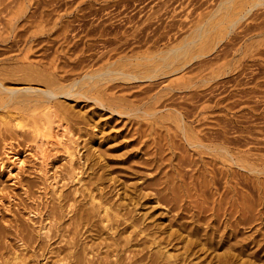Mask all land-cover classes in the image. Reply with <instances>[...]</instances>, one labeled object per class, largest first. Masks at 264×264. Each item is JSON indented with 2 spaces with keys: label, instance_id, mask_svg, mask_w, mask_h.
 <instances>
[{
  "label": "bare ground",
  "instance_id": "obj_1",
  "mask_svg": "<svg viewBox=\"0 0 264 264\" xmlns=\"http://www.w3.org/2000/svg\"><path fill=\"white\" fill-rule=\"evenodd\" d=\"M30 1L0 0V15L6 11L5 16H2L3 18L8 17L6 25L4 27L0 26V41H6V46L9 50L13 46L12 42L19 35L23 36L22 39L20 38L24 42L22 50L28 52L31 49L29 42L37 37L35 33L32 34L33 29L31 30L30 27L36 28L40 24L42 25V22L46 21L49 15V11L46 12L44 10L35 15V9L31 10L29 8L33 6L34 2L30 3ZM230 1L232 0H221L214 10L206 14V18L198 24L188 38L184 41L182 39L183 42L178 46L161 51L163 53L162 56L154 55V53L153 56L135 54L127 58H121L124 61L120 63L111 61L95 73L79 74L84 78L91 79L86 86H77L81 81L80 79L65 84V80L68 78L66 79L62 71L51 73L52 76L44 75L43 72L46 70L41 68L43 66L41 61L19 68L23 72L22 76L18 78L20 81L31 82L40 80L42 86L30 84L21 87L6 86L0 80V108L6 109L12 116L10 118L11 123L7 121L4 123V127L1 128L0 135H3L1 139H4L6 135L4 132H9V136H16L17 134L20 135L18 130L21 129H24V131L29 130V133L35 135L40 134L39 129L43 124L47 125V122L50 121L49 113L52 112L60 119H68L71 123L72 121L76 124L81 122L84 125L94 121L93 113L89 114L86 111L85 113L74 114L75 112H72L71 109L62 107L58 99L64 96L92 100L100 107L105 108L106 106L110 112H115L119 115L130 116L141 112L147 116L150 115L151 118L157 114V110L153 109L150 112L142 109V106L154 103L163 95H169L166 100L170 98L173 100L172 97L175 91L184 89L190 91L191 95L180 96L183 103H185V100L195 99V101H198L204 99V89L202 87L204 80L208 79H205V75L202 74L204 71L202 68L204 65V60L202 59L204 52H202L201 48L196 49L195 47L208 30V24L214 23V25H218L222 18V14L218 17L220 8L224 3ZM253 5L256 6L255 3ZM252 7H246L243 11L241 10L242 8H239V16L234 22L242 19ZM15 17H17L16 20L14 19ZM32 17L34 18L32 19ZM49 17V20L52 21L51 16ZM20 19H23L20 25L21 28L15 32L16 28H18L16 23ZM49 20L47 19V21ZM56 22L58 23L59 21ZM60 26L58 25L59 28ZM135 34L137 35V33ZM22 41L20 44H22ZM27 43L28 46H26ZM13 49L15 50V48ZM42 59L44 58L42 57ZM132 59L136 61L134 63L126 61H132ZM48 60H43L46 61L45 65ZM192 60H197L196 63H199L197 80L193 81L196 78L194 76V78L188 77L175 85H167L161 88L164 93L156 91L154 94H148V92H151L150 88H142L119 96L116 95V91L119 89H114L121 85L113 84L108 86L100 94L101 96L88 95L95 91L97 85L113 80L131 83L146 80L151 83L159 77L174 75L184 71L185 68L188 69V65L190 66ZM126 64L131 66L127 68ZM61 68H57V71ZM101 81L105 82L102 83ZM128 98H135L134 100L139 102V104L131 105L134 100H129ZM164 102L163 100L162 110H168L169 112L166 113V116L177 122L178 135H181V142L188 147L197 148L199 152H204V155L205 153L207 155L210 154L211 157H208V161L204 159L203 164L199 163L197 159L190 160L193 161L197 168L189 174L188 181H185V175L181 173L178 167L179 164L187 159L185 155L181 154L177 155L178 163H172V155L169 158L159 155L161 164L166 160L170 170L162 171L164 174L162 176H158L159 174L155 173L152 174L153 170L155 171L160 166L158 159H156V155L160 153L157 141H155L157 146L152 152L146 151V153L151 154V157H149L150 154L146 157L144 155L145 152L142 154L143 157L138 156L139 152L134 153L126 150L120 154H115L116 158H111L110 156L113 155L111 153L126 148V145L121 144L118 147L105 149H101L100 145L99 149H96L99 150V154L96 156L98 159L97 168L87 172V176L81 175L83 163L75 165L71 161L67 175L63 174L58 181L56 179L58 176H53L51 180L56 182L52 183L58 184V182L66 180L75 181L77 184L81 183V187H84L82 189L83 192H87V195L84 194V196H87L88 199L85 202L77 201L63 194L60 190L59 192L54 191L51 206L46 203L43 209L38 206L28 211V213L33 212L38 217L44 215L43 220H40V226L35 230L36 234H33L34 228L30 230L26 225L14 224L15 235L20 242L19 247L30 250L31 254L27 256L31 257L29 259L30 264H201V260L197 261L198 263L193 260V255L198 250L205 249L211 252L221 247L224 248L223 252L215 254L217 264H235L236 257L241 256L245 251H249L245 253L251 257H258L259 246H264V200H262V196H264V177L260 180L257 176L255 181L253 180L252 182L251 178L253 176L251 177V173L264 175V162L260 166H258L259 162L255 163L254 160L256 159L254 158L253 160V157L248 155L251 148H247L243 152L247 154H240V150L237 149L240 145L241 147L243 145L238 141H232V139L211 141L215 142L213 145L202 142L205 134L204 128H202L204 126V116L198 117L204 114V105L198 107L197 111V107L193 105L196 108L194 110L193 108L183 107L181 105L182 102L173 104V101H169L173 106L171 104L167 106ZM191 102L193 103V101ZM53 107L59 109L63 115L57 114ZM159 110L161 109L159 108ZM194 122H198L196 123L198 126L192 125ZM65 126L66 129L69 128V126ZM215 132L224 134L223 129H218ZM58 139L54 137L55 142ZM69 140L70 144L64 142H61V144L64 143L62 148L70 154L69 157L72 160L75 146L71 143H74L75 140L70 138ZM58 142L57 144H60ZM258 143L260 142L258 141ZM42 147L44 146L42 145ZM42 147H40L41 151L39 152H42ZM174 147L175 145L172 144L171 150ZM172 152L173 154L175 153L173 150ZM18 153L9 150L5 153L6 160L9 161L8 165L3 164V161L0 162V165L10 169V171L13 169L21 170L24 159L21 156L19 157ZM40 155L42 159L45 157L44 152ZM257 160L262 161L261 158ZM200 161L203 162V160ZM11 163L13 167H10ZM218 163L221 166H216ZM85 172L86 170L83 174ZM44 176V181L46 182L48 177L46 174ZM134 179L138 181L136 182ZM221 180H223V185L220 188L218 184ZM45 184L47 186L53 185L50 182ZM21 185L27 194V187L30 189V185L28 182H23ZM240 185L253 188L252 190L255 188L257 190L256 193L258 192L256 199L258 202H255L253 197L244 195L242 190H240ZM144 188L152 190L143 192ZM119 190L122 191L120 192ZM248 197L253 198L254 202L250 201ZM147 203L163 205L164 213L168 220L166 224L164 223L165 225L158 222L160 219L155 217L152 211H144L147 208L144 207ZM140 210L143 212H140ZM27 219L31 220L29 216ZM45 221L46 224L44 223ZM14 222L17 223V220L15 219ZM125 232H128V234L122 236ZM2 242L1 240L0 264H8L10 260L5 258L6 247ZM163 242H165V245ZM176 243H182V251L176 254L170 253V247L167 248V246L171 244L172 247ZM259 249L261 250V248ZM21 252L20 254L17 252L13 253L12 258L16 261L14 263L29 264L26 261L27 257ZM41 261L43 262L41 263ZM242 264L247 263L244 261Z\"/></svg>",
  "mask_w": 264,
  "mask_h": 264
},
{
  "label": "rangeland",
  "instance_id": "obj_2",
  "mask_svg": "<svg viewBox=\"0 0 264 264\" xmlns=\"http://www.w3.org/2000/svg\"><path fill=\"white\" fill-rule=\"evenodd\" d=\"M220 1L31 0L30 3L34 2V4L29 8L31 10L35 9V15L41 10L49 11L48 17L51 16L52 21L49 20L50 17H47L51 22L46 19L47 22L43 21L42 25L40 24L36 28L29 26L31 30L33 29L32 34L35 33L37 37L31 40V43L29 42L31 49L28 52L22 50L24 42L20 38L22 39L23 36L17 35L16 40L12 42L11 50L6 46V41H0V80L6 86L21 87L28 84L42 86L40 80L28 82L18 79L23 73L19 68L41 61L43 63L41 68L46 70L43 72L44 75L52 76L53 73L62 71L66 79L68 78L65 80V84L80 79L81 81L77 86H86L91 79L89 80L81 75L95 73L111 61L120 63L124 61L121 58H127L135 54L153 56L154 53V55L162 56L163 53L161 51L180 45L198 24L206 18V14L214 10ZM254 3L256 6L253 5ZM250 6H253L251 10L242 19L234 22L239 16L240 9L242 8L241 10L243 11V9ZM220 9L218 17L222 14L221 21L218 25H214V23L208 24V30L195 47L196 49L201 48L202 52H204L202 58L204 60V65L202 66L204 71L202 74L205 75V79L208 78L204 80L202 87L204 89V99H201L202 101L193 99L190 101L185 100V103H183L180 96H188L191 92L184 89L177 90L172 97L173 100L171 98V100H166L169 95H163L154 103L142 106V109L150 112L153 109L157 110V114L152 118L149 115V118V116L141 112L130 116L119 115L115 112H110L106 106L105 108L100 107L92 100L64 96L58 99L62 107L71 109L72 112H75L74 114L85 113L86 111L89 114L93 113L95 117L94 121H92L93 123L84 125L81 122L80 124H76L73 121L71 123L68 119H60L52 112L49 113L50 121L47 122V125H41L40 134L29 133V130H25V133L24 129H21L18 130L20 135L9 136V132H4L6 134L4 139H1L3 135H0V162L3 161V164L8 165L9 161L6 160L5 153L9 150L19 152L18 156L24 159L21 170L13 169L10 171V169L0 165V242L2 240L6 247L4 255L5 258L10 260L8 264H16L14 263L16 261L12 258L15 252L20 254L21 250L24 249L21 253L26 257L31 254L28 248L19 247L20 242L16 238L14 224L26 225L30 230L34 228L33 234H36L35 230L40 226V220H43L44 215L42 217L39 216V218L33 212L28 213V211L38 206L43 209L46 203L51 206L54 191L59 192V190L71 199L81 200L82 202L87 201L88 197L84 196L87 192H83L82 189L84 187H81V183L77 184L75 181L66 180L53 184L52 182L56 181L51 179L57 175L56 179L58 181L63 174L67 175L71 161L75 165L83 163V169L81 170L83 172L86 170V172L84 174L81 172L82 176H87V172L96 170L98 165L96 156L99 154V150L96 149H99L100 145L101 149L118 147L121 144L126 145V148L111 153L113 154L110 156L111 158H116L115 154H120L126 150L134 153L139 152L138 156H143L142 154L145 152L144 155L148 157L147 155L150 153H146V151L152 152L157 146L155 145V141H157L160 153L156 155V159L160 162H158L160 166L156 169L157 171L153 170L152 174L155 173L159 174L158 176H162L164 175L162 171L170 170L166 160L161 164L159 155L165 158H169L172 155V163H178L177 155L181 154L187 158L178 165L181 173L185 175V181L189 180V174L197 168L193 161L190 160L197 159L199 163L204 164V159L207 160L208 157H211L210 154L207 155L205 153L204 155V152H199L197 148L188 147L181 142V135H178L177 122L166 116V113L169 112L168 110H162L163 100L167 106L182 102L181 105L183 107L193 108L194 110L196 108L193 106H195L197 111L198 107L204 105V114L198 117L204 116V126L202 128H204L205 134L202 142L213 145L215 142L211 141L232 139V141H238L244 146L241 147L240 145L241 148L237 149L240 150V154L247 148H251L248 155H251L250 157H253V160L254 158L256 159L254 160L255 163L259 162L258 166H260L264 162V0H232L224 3ZM5 14L6 11L0 15L1 27L6 25V19H8V17L3 18ZM14 19L16 20L17 17ZM22 20L17 21L18 28H16L15 32L21 28ZM53 21L59 22L54 23ZM232 22L234 23L232 24ZM58 25H61L60 28ZM21 41L22 44H20ZM26 46H28V43ZM1 52L3 53L1 54ZM1 58L3 59L1 60ZM45 59H49L46 65V61H43ZM126 61L134 63L136 60ZM196 62L197 60L191 61V69L188 65V69L185 68L184 71L174 75H166L167 78L165 76L159 77L151 83L146 80L134 83L122 80L101 81L105 83L97 85L95 91L88 95H100L108 86L113 84L121 85L118 86L119 88L114 89H119L117 90L118 92L116 91V95L119 96L142 88H150L151 92H148V94H154L156 91L164 93L161 88L167 85H175L188 77L194 78L196 76L193 81L197 80L199 63ZM126 65L127 68L131 66L129 64ZM59 67L63 68L57 71ZM70 69L71 71H69ZM181 74L185 75L182 76ZM128 99L134 100L135 98ZM135 101H132L131 105L139 104V102ZM169 101L174 103L172 104ZM10 110L12 111V109ZM53 110H56L57 114L63 115L59 109L54 108ZM10 116L6 109L0 108V131L4 127V123L7 121L11 123L10 118L12 116ZM196 123L198 122H194L192 125L198 126ZM65 125L69 126V128L66 129ZM218 129H223L224 134L215 132ZM54 137L55 139L59 138L60 144H57L58 140L54 141ZM69 138L75 140L74 143H71L75 146L72 160H70V154L62 148L64 143L70 144ZM61 142L64 143L61 144ZM172 144L175 145L172 150L176 155L173 152L171 153L170 147H172ZM40 147H42V152L45 153L43 159L40 155L42 152H39L41 151ZM245 154L243 153L242 155ZM149 157H151V154ZM260 158L262 161L257 160ZM200 160H203V162ZM186 164L189 165L187 166ZM216 166L221 165L218 163ZM10 167H13L12 163ZM44 174L48 177L46 182L44 181ZM257 176L260 180L264 177L262 174L251 173V181H255ZM135 180L136 182L138 181L137 179ZM23 182H28L30 185V189L27 187V194L21 185ZM44 182H50L53 185L47 186ZM222 182L223 180L219 182L218 187L220 186L221 188ZM239 187L244 195L253 197L255 202L257 201L258 192L256 193L257 190L255 188L252 190L253 188L243 185ZM143 190V192H150L152 189L144 188ZM119 191L121 192L122 190ZM249 197L248 199L254 202L253 198ZM262 200H264V196H262ZM144 207H147L145 210L143 209L144 211H152L154 216L160 219L158 220V222H161L160 224L165 225L168 222L163 205L147 203ZM140 212L143 211L140 210ZM28 216L32 221L27 219ZM15 219L17 223L14 222ZM44 223L46 224V221ZM126 234L128 232L123 233L122 236ZM163 243L165 245V242ZM181 245L182 243H176L171 247L170 244L167 248L170 247L169 252L176 254L182 251ZM259 248L258 257H251L247 255L249 251H245L247 253L244 252L241 256L236 257L235 264H242L244 261L247 264H264V249H262L264 246H259ZM223 250V247L211 252L205 249L198 250L193 255V260L196 263L201 260V264H217L215 254L221 253ZM29 259L31 257H27L26 261L30 264Z\"/></svg>",
  "mask_w": 264,
  "mask_h": 264
}]
</instances>
